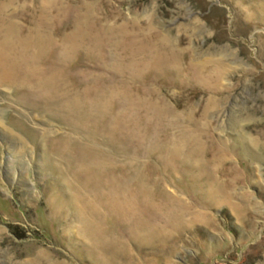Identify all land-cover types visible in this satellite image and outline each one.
<instances>
[{"label":"rangeland","instance_id":"obj_1","mask_svg":"<svg viewBox=\"0 0 264 264\" xmlns=\"http://www.w3.org/2000/svg\"><path fill=\"white\" fill-rule=\"evenodd\" d=\"M0 264H264V0H0Z\"/></svg>","mask_w":264,"mask_h":264}]
</instances>
